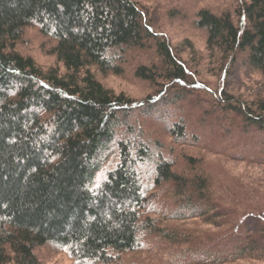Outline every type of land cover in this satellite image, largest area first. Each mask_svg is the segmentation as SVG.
Wrapping results in <instances>:
<instances>
[{
  "label": "trees",
  "instance_id": "obj_1",
  "mask_svg": "<svg viewBox=\"0 0 264 264\" xmlns=\"http://www.w3.org/2000/svg\"><path fill=\"white\" fill-rule=\"evenodd\" d=\"M196 18L220 71L240 56L264 73V0H238L233 15L202 9ZM29 26L53 42L60 68L43 70L16 50ZM153 36L134 0H0V264H38L35 249L44 245L78 263L108 264L151 233L188 246L170 264H264V173L240 177L235 191L232 179L223 184L201 165L177 174L171 150L131 120L199 93L168 41ZM149 38L159 64L138 66L135 75L157 91L134 101L95 78L92 69L121 74L124 53ZM222 98L213 108L222 119L241 118L234 130L240 138L236 151L215 152L264 167V99L250 105ZM187 122L175 120L166 131L177 142L200 144V133L188 136ZM146 166L150 176L141 172ZM167 184L177 205L159 219L200 220L217 233L181 239L178 227L143 217L156 215L152 193Z\"/></svg>",
  "mask_w": 264,
  "mask_h": 264
},
{
  "label": "rangeland",
  "instance_id": "obj_2",
  "mask_svg": "<svg viewBox=\"0 0 264 264\" xmlns=\"http://www.w3.org/2000/svg\"><path fill=\"white\" fill-rule=\"evenodd\" d=\"M134 2L144 13L153 37L168 41L174 53L182 59L188 68V78L193 85L191 91L194 94L199 93L196 98L192 97L184 102L185 104L177 106L178 108L172 104L162 103L155 113L145 116L149 119L134 114L131 120L141 123L151 141L163 145L167 152L168 149L171 150L172 154L168 152L170 155L167 156L168 160L173 162V170L177 174L189 176L191 171L198 169V166L196 169L192 168L194 164L201 165L204 172L220 176V182L223 184L232 179L235 191L236 181L240 182L248 175L264 173V167L231 159L229 154L223 152H215L219 149L229 152L237 150V139L240 137L234 130L239 129L241 118L229 114L226 119H222L219 117L220 111L216 107L213 108L216 99L223 101L222 97L227 96L235 102L238 99L250 105L259 98L264 99V73L247 65V61L240 56L228 66L225 73L220 71L218 54L206 49L207 34L196 26V17L200 10L206 9L217 15L225 12L233 15L238 0H134ZM52 46L51 40L41 35L36 27L29 26L16 44V50L24 56H30L43 70L51 67L60 68L61 64L51 52ZM158 64L159 56L156 53L155 42L149 38L143 47L129 49L124 53L119 62L121 74L101 73L95 69H92V72L98 81L115 94L123 93L135 101L142 100L159 89V86L155 88L149 81L136 77L135 69L141 65ZM178 119L188 121L186 123L188 136L192 132L201 134L200 144L177 142L173 135H169L166 128ZM259 141H264V138ZM251 142L252 140L248 141L247 146H250ZM141 172L150 176L147 166L142 168ZM170 187L167 184L152 193L155 194L153 204L157 209L156 215L144 213L143 217L156 218L155 223L159 226L167 225L175 229L178 227L176 231L180 233L181 239H184L181 235L190 232H201L200 234L209 236L217 233V229L203 225L200 220L183 222L161 216L160 220L159 215L172 216L175 212L177 203ZM233 196L229 194V197L222 198L228 201ZM184 247L188 246L184 243L170 245L152 233L146 234L142 238L140 248L115 254L112 262L108 264H170V258ZM35 254L38 264H101L78 263L70 257L68 251L59 250L53 245L38 247ZM5 264L15 263L10 261Z\"/></svg>",
  "mask_w": 264,
  "mask_h": 264
}]
</instances>
